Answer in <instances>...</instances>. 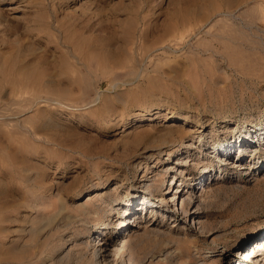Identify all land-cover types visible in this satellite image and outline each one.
<instances>
[{
  "label": "rangeland",
  "instance_id": "374dc122",
  "mask_svg": "<svg viewBox=\"0 0 264 264\" xmlns=\"http://www.w3.org/2000/svg\"><path fill=\"white\" fill-rule=\"evenodd\" d=\"M263 126L264 0H0V264H264Z\"/></svg>",
  "mask_w": 264,
  "mask_h": 264
},
{
  "label": "bare ground",
  "instance_id": "6f19581e",
  "mask_svg": "<svg viewBox=\"0 0 264 264\" xmlns=\"http://www.w3.org/2000/svg\"><path fill=\"white\" fill-rule=\"evenodd\" d=\"M39 99H41V98H39ZM172 124H174V123L170 122V123L166 124L165 126L171 127ZM261 128H260V130H261ZM263 129H264V126H263ZM263 133L264 132H257L254 135L255 136V142L260 141V139H262V138L264 139ZM232 138L227 139L226 141L221 143L219 146H211V150H213V152L215 151L214 153H212V155L217 156V154L219 153L220 157H222V156H226V155L229 156L233 152L234 153L236 152V154H239V152H241V150L243 149L242 147H244V144L249 145L250 142L254 141V139H253L254 137L251 139V141H247L245 138V135L244 136L240 135V136H237L233 139ZM199 140H201V138H199ZM240 144H242V145H240ZM187 146L190 147L191 143L187 144ZM152 148H156L155 151L157 153L163 154L165 146L164 147H161V146L157 147L156 145L152 146L151 144H149V145L145 144L139 150V154L141 156L140 158L146 159V160L152 159L153 158V151L151 150ZM187 151H189V150L187 149L185 152H187ZM172 153L179 154L181 152H179V149H178V152L172 151V152H169V155L170 154L172 155ZM171 162H173V159ZM261 165L257 166V164L255 163V167L254 166L251 168L249 167L250 169L246 170L244 173V174L249 175L246 177V179L251 180L252 178L257 176L258 174H260L261 172L258 169H260L262 167ZM250 166H252V165H250ZM241 167H242V164H241ZM211 170H213V168L212 169L210 168V172H211ZM263 170H264V166L262 168V171ZM205 182L207 183V176L205 178ZM186 183L188 184V189H190V187L192 186V182L190 181V182H186ZM186 183H185V181L180 182V185L186 184ZM175 184H177V183L175 182ZM188 189H186V190H188ZM182 191L184 192L185 190H182L179 187H175L174 193L172 195H169L168 198H166V200L160 201V203H157V202L149 199V197H147L146 194H143V193L142 194L137 193L135 196L136 198H133V197L127 198V200H125L123 203L126 207H125V209H123V211L121 213L122 214V219H121L122 227L120 229H123V230L120 232L115 231V233L117 232L118 235L120 233H122V234H120L121 237L125 234L126 229L129 227V221H128L129 215L131 217H135L137 215H141L143 213V211H146V212L149 211V213H151V212L155 211V210L153 211V209H155V208H156V210H160V213L164 215V213L166 211L163 209L161 202L162 203L166 202L167 206L170 204L169 206L172 207V212H170L171 216H173V214L175 215V213L176 214L185 213V215H186L185 220H191L192 224L198 223L197 221L194 222L193 219H189V218L187 219L188 215H187V210L185 209V204H184L183 199H181L180 207H177V200L182 195V193H181ZM95 195H97V193H94L93 196H95ZM91 198H92L91 196H88L86 199L89 200ZM134 199H137V202H135ZM133 201H134V203H133ZM175 201H176V203H174ZM89 203H91V202H89ZM131 204H133V205H131ZM195 213H196V209H193L191 211V214L194 215ZM125 215H126V217L124 218ZM135 225L137 228H141L144 230L154 228V227H152L153 225L149 221L148 222H138V224H135ZM101 227L104 229V225H101ZM97 233L102 234L103 230L102 231L99 230ZM104 239L105 238L100 235V237L98 239L96 238L94 241L96 246L92 249V252H91V260L94 264H105V263L108 264L110 261H112V259L109 261V257L114 256L116 251H117V249L113 245H111L108 240H104ZM263 242H264V239L262 240V243L256 242V244L254 246L255 250L253 249L252 252H250V250L244 251V253H243L244 258L251 259L254 256L256 250H264V243ZM99 258H100V260H99ZM236 264H239V263H236Z\"/></svg>",
  "mask_w": 264,
  "mask_h": 264
}]
</instances>
